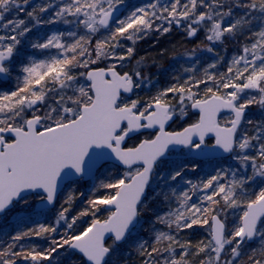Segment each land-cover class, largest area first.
Returning a JSON list of instances; mask_svg holds the SVG:
<instances>
[{"label": "snow or ice", "instance_id": "obj_1", "mask_svg": "<svg viewBox=\"0 0 264 264\" xmlns=\"http://www.w3.org/2000/svg\"><path fill=\"white\" fill-rule=\"evenodd\" d=\"M30 3L0 0V74L10 77L17 64L25 74L16 91L0 94V216L20 203L31 208L32 196L57 203L62 180L92 177L107 161H118L126 170L102 181L98 188L108 194L89 199L88 207L71 217L79 197L69 192L54 224L10 237L0 248V264H51L61 249L79 256V264H120L121 243L139 239L133 233L147 209L145 193L152 180L177 181L189 167L200 166L189 158L217 150L231 154L252 174L221 168L199 183L187 180L188 190L165 195L174 206L157 213L155 222L168 231L154 226V241L138 242L139 264H264V122L245 121L251 105L264 107V0H151L123 18L114 13L125 0H62L27 11ZM50 8L54 15L45 19ZM21 12L27 19L20 18ZM67 16L88 35L69 33L76 37L71 43L64 42L63 33L37 38L32 49H56L59 55L25 63L21 53L34 29ZM185 21L189 36L203 28L213 44L237 36L246 42L224 72L209 71L217 67L213 63L203 76L183 82L177 76L175 84L147 99L136 95L150 78L143 72V58L129 66L134 48L125 49L121 40L135 43ZM185 117L190 120L186 126L171 128L170 122ZM243 123L253 126L251 133ZM137 134L142 138L129 146ZM166 163L165 173L161 167ZM198 192L203 194L197 202L193 195ZM86 217L87 227H79ZM61 222L64 230L58 233ZM196 225L206 227L207 238L196 243L178 238ZM34 236L49 246L38 250L19 244ZM256 238L260 246L247 251Z\"/></svg>", "mask_w": 264, "mask_h": 264}, {"label": "trees", "instance_id": "obj_2", "mask_svg": "<svg viewBox=\"0 0 264 264\" xmlns=\"http://www.w3.org/2000/svg\"><path fill=\"white\" fill-rule=\"evenodd\" d=\"M45 3H49V4H61L62 0H31V3L29 6H26V10L30 11L32 6H36V5H40V4H45ZM145 5V1L144 0H131L130 3H128L127 5V9L129 11L133 10L135 7H141ZM13 16L15 14H12ZM54 15V9L50 8L49 11L47 13L43 14V17L45 19L51 18ZM20 18H24L27 19L26 15L24 12H21L19 14ZM65 19L67 21H69L68 23L64 22ZM174 24L171 27L172 31V35L170 36V38L166 39L165 42H172L171 44L174 46V51L173 53H179L180 54H187V53H191V50L193 49V44H195L196 40L195 39H191L186 35H180L179 32H174ZM82 29H84V26L82 24H78L76 19L74 17L71 16H67L64 19L61 20H57L54 23L51 24H42L40 26H38L37 28L34 29L33 34L29 37V40L27 41L23 52L21 53L22 58L24 59L25 63L27 62H31L32 60H34V58L36 59H41L42 57H47L48 54H46L47 52L44 51L42 53V57L39 58V56H36V54L34 53L36 50L32 49L30 47V44L35 41L37 38L43 40V38L45 36H50L52 34H59V33H63V40L67 39V43H71L76 37L70 36L69 33H75L76 36H81V35H88L85 34L82 31ZM188 37V38H187ZM155 41V37L153 38H149L148 42H144L142 44H139V49L137 51V53L135 55L137 56H143L145 55L144 58L148 59V64L149 66L151 65V62H153L156 59H153L155 57H158L159 55H155V53L151 52V49H149V47L151 46L152 42L151 41ZM95 41V39H93V42ZM151 42V43H150ZM164 42V41H162ZM245 37L243 36H237L236 39H231V38H227L225 39L223 42H219L220 46H224L226 47V51H227V55L228 58L230 59V56L241 50V46L245 43ZM147 49V50H144ZM147 53V55H146ZM172 53V54H173ZM171 54V55H172ZM170 55V56H171ZM169 56V57H170ZM202 60H205L208 58V56L206 54H201L200 55ZM44 59V58H43ZM150 59V60H149ZM158 59V58H157ZM42 60V59H41ZM153 60V61H151ZM39 61V60H36ZM181 60L177 61V66L176 67H170L168 69V72H163V71H159L157 69H154L156 67L153 68L152 66H148V74H149V78L151 76V73H157L156 75V82H154L153 86L155 87V89L158 90H162L163 88H166L168 85H170L171 83L175 84L177 81L174 79V77L179 76L180 81L183 82V78L184 77V65L180 64ZM163 64H160V66ZM204 68V67H203ZM200 69L204 72V69ZM201 72V71H200ZM159 73V74H158ZM24 73L22 72V65L20 64V67L18 68V73L15 74V72L12 73L9 83L16 81L15 84H13L15 87H19L22 86V80L24 77ZM19 77V79H17ZM153 79V78H152ZM169 82V84H168ZM172 84V85H173ZM5 87V86H4ZM0 86V94H3L5 92H11L12 90H10L11 88H4ZM154 89V90H155ZM156 94V93H155ZM155 94H147L144 95V97H141L143 99H147L150 96H153ZM254 108L258 107L257 109H259L258 105H253ZM253 124H257L260 122H264V109L259 111V114H256L255 118H252ZM252 125H247L246 123H243L242 129H247L249 131V133L252 132ZM131 146V145H130ZM202 164H200L201 168L200 171L197 172L196 174L192 175V177H188V173L185 172L183 178L181 181H184L186 179L187 180H192L195 183H199L200 180L202 179H206L209 175H213L215 174V172L219 171L221 168L224 169H228V170H232V171H238V175H241V165L239 164V161H237L236 159L229 157V158H225V159H221V160H217V161H211V162H201ZM203 164H207V167H203ZM168 166L170 167V165L168 164ZM168 167V169H169ZM167 169V171H168ZM108 171L109 173V177L108 178H103V175L100 174V171L97 174V181L96 184L92 187V189L90 191H87L86 194L84 196L80 197V191L84 188V186L86 185L87 182L85 181H75L73 183L70 184V186L68 188H66L59 196V200L56 204V206L51 210V211H46L43 213H38V214H32L29 217H24L18 221H13L12 219L9 220V216L10 214H12L18 207L21 206V203L17 205V207L15 209H13V211L7 215L1 216L0 217V248H3L6 246V243L11 242L10 241V237L15 235L17 232L19 231H23V230H27L28 228H33V227H37L39 224H54L55 223V219L57 217H55L59 210H60V204L63 203L64 199L66 198L67 194L69 192H75L76 195L79 197L78 199H76L75 203L73 204V207L69 213V216H73V215H77L80 211L84 210L85 208L88 207V198L90 197L91 194L98 196L101 195L103 192L107 191L106 189H102V188H98L99 184L102 181H108L111 179L116 178L117 176H122L120 175L122 171H124L123 169L119 168L118 166H113L112 164H108L105 167H103L102 172ZM166 171V172H167ZM101 172V173H102ZM191 176V175H190ZM231 177H229L230 179ZM186 181L182 184L184 185L186 183ZM176 182H172L171 180H169L166 183H164L163 181H161L156 188H153V186L151 185L150 190V196L146 199V201L148 202L150 199V203L147 205V209L145 210L143 216L140 219V225L138 226L136 232L133 233L134 237H138V241L133 242V241H129L127 243H123L119 246V250H118V254H117V259L120 261V264H123L124 261H127L128 264H139L140 261V257L138 256V254L136 253L135 249L138 246V242L140 241H149L152 242L154 241L155 238V232L153 231V227L155 226L156 229H160V230H164V231H168V229H166L163 225L160 224H156L155 222V216L157 213L159 214H163L165 212H167L171 207L174 206V204H169L168 201H166L164 199L165 195H171L173 189H175L176 192H180L183 189L181 187H176ZM186 189L188 190V188L190 187L187 183H186ZM188 187V188H187ZM258 185L257 184H253L252 188L255 189L257 188ZM72 189V191L67 192L68 190ZM67 192V193H66ZM97 193V194H96ZM203 193L198 192L196 195L193 196V200L198 202V196L202 195ZM93 197V196H91ZM36 198L35 196H32L29 198V201H35ZM105 215L107 213H104ZM90 220V217H86L83 218L81 221H78V225L79 227H87V222ZM64 230L63 225L61 227L58 228V233H62ZM179 239L181 240H191L193 243H196L202 239L207 238V229L205 227H201V226H193V228L191 229H187L183 232L179 233L178 236ZM20 245H23L25 249L28 248H32L35 247L38 250L40 249H45L49 246L48 240H46L45 238L42 237H31L28 238L24 241L19 242ZM258 244V238L255 239V241L251 244H247L248 247L250 246H260L257 245ZM19 247V245H18ZM177 251L179 252L180 250L177 249ZM57 262H59V264H79V256L77 255H73L72 252H65V250L61 249L59 252V255L56 257V259H54L51 264H57ZM17 264H30V262H26L23 260H18ZM45 264H48V262H45Z\"/></svg>", "mask_w": 264, "mask_h": 264}, {"label": "rangeland", "instance_id": "obj_3", "mask_svg": "<svg viewBox=\"0 0 264 264\" xmlns=\"http://www.w3.org/2000/svg\"><path fill=\"white\" fill-rule=\"evenodd\" d=\"M134 1V0H133ZM138 1H140V0H138ZM145 1V5L146 4H148V3H150L151 2V0H144ZM131 2V0H125V3L123 4V5H125V6H127L128 5V3H130ZM144 6V5H143ZM130 11L127 9L126 10V12L125 13H123V15H122V17L121 18H123L124 16H126L128 13H129ZM240 12H241V14H242V10H240ZM157 23L159 24V23H161L160 21H157ZM184 23H186V21L185 22H182V24L181 25H179V26H181L182 27V25L184 24ZM176 26H178V25H176ZM131 31V30H130ZM2 32H3V30L2 29H0V34H2ZM80 32H83V33H85V34H88L87 33V30L84 28V29H82V31H80ZM107 33H105V35H106ZM170 34V31L169 32H167V33H163V32H151L150 34H148L144 39H140V40H136L135 41V43H133L132 41H127V40H121V43L125 46V49H126V47H133L134 48V52H133V56L131 57V59H130V64H129V66L131 67V66H133V65H135V63H136V61L137 60H141V58H143V60H142V64L144 65V67H143V72H144V74L146 75V76H148L149 77V74H148V66H149V64H148V59H146V58H144L145 57V55H144V57L143 56H137V55H135L136 53H137V51H138V49H139V44H142V43H146V42H148L149 41V38H153V37H155V41L153 40V41H151L152 42V44H151V46L149 47V49H151V52L152 53H155V55H159L158 57H155V58H153V59H156V60H151V61H153V62H151V65L150 66H152L153 68L155 67V65H156V67L154 68V69H157V70H159V71H163V72H168V69L170 68V67H176L177 66V61H179V60H181V63L180 64H182V65H184V70H185V73H184V77H186V78H183L184 80L183 81H185V80H187L190 76H196V77H200V76H203V71L202 70H200V69H202L203 67V69H205V68H208L209 67V65H211V64H213V63H216L217 64V67L215 68V69H209V71H212V72H224V71H226V68H227V65L231 62V59L235 56V55H238V54H240V52H241V50L240 51H237V52H235V53H233L231 56H230V59H227V60H225L226 58H228V56L229 55H227V51H226V47H222V46H220V44H219V42H216V43H212V42H209V41H207L206 40V32H205V30L202 28L200 31H199V35L198 36H196L197 37V39H196V42H195V44H193L192 46H193V49L191 50V53H187V54H180L179 55V53H173V51H174V46L171 44L172 42H165V40L166 39H168V38H170V36H168ZM97 36H98V34H96V35H92L91 36V39L93 40V39H95L96 40V38H97ZM166 36V37H165ZM67 41V39H65L64 40V42H66ZM162 41H164V42H162ZM95 42V41H94ZM150 42V43H151ZM67 43V42H66ZM209 46H211V47H213V51H207L206 49H207V47H209ZM240 48H242V46L240 47ZM125 49H118V51H124ZM144 50H147V49H144ZM44 51H40V50H36L34 53L36 54V56H39V58L40 57H42L41 55H42V53H43ZM46 54H48V56L46 57H42L41 59L42 60H47V59H49L50 58V56H53V55H59V51L58 50H56V49H50V50H46ZM173 53V54H172ZM172 54V55H171ZM201 54H206L207 56H208V58L206 59V62H205V60H202V58H201ZM146 55H147V53H146ZM171 55V56H170ZM170 56V57H169ZM44 58V59H43ZM158 58V59H157ZM41 59H36V58H34V60H41ZM150 60V59H149ZM158 63L159 64H163V65H161V66H159L158 65ZM149 66V67H150ZM20 67V64H17L16 65V67H15V69H14V71L13 72H15V74H17L18 73V68ZM188 69H192L193 71H189ZM78 71H83V69H80V70H78ZM201 71V72H200ZM159 74V73H158ZM156 75H157V73H151V76H152V78L150 77V82H146L145 84H144V86L141 88V89H137L136 90V95H138V96H140V97H144V95H146V93L147 94H155V93H157V90L155 89V87L153 86V84H154V82H156L155 80H156ZM11 77V76H10ZM154 81V82H153ZM16 83V81H13V82H10L9 83V81L8 82H2V81H0V86L1 87H6V88H11L10 90H12V91H16L17 90V87H15L13 84H15ZM168 84H169V82H168ZM172 84L173 83H171L170 85H168L167 87H169V86H172ZM4 87V88H5ZM166 87V88H167ZM203 87H204V85H200V88H201V90L203 89ZM155 89V90H154ZM163 89H165V88H163ZM254 94V93H253ZM131 98H136V96L135 95H132V97ZM259 106V105H258ZM258 107H256V108H254V106L253 105H251L249 108H248V113H247V115H245V121H247V120H252V118H255V116H256V114H259V111L260 110H263L264 109V107H261V106H259V109H257ZM0 115H2V114H0ZM189 116L191 117V119H195L196 117L195 116H193L191 113H189ZM183 123V122H185L183 125H186L187 123H189L190 122V120H189V118L188 117H185L184 119H178L176 122H175V124H178V123ZM130 146V145H129ZM189 159H193V158H189ZM196 160V159H195ZM199 161V160H198ZM238 161V160H237ZM202 161H200V164H202L201 163ZM208 162H211V161H208ZM239 164H240V162H239ZM202 166V165H201ZM201 166H199L195 171H193L192 169H191V167H189L187 170H186V172L189 174L188 175V177L190 178V177H192V175H194V174H196L197 172H199L200 171V168H201ZM208 165L206 164H203V167H207ZM168 164L166 163V164H164V165H162V167H161V170L163 171V172H165L166 173V171H167V169H168ZM103 170V169H102ZM102 170H100V174H102L103 175V178H108L109 177V173H108V171H106L105 170V172H102ZM124 170V169H123ZM125 171V170H124ZM124 171H122L121 172V174L120 175H122L123 174V172ZM102 172V173H101ZM252 173H251V168H248L247 170H245L244 168H243V166H241V175H243V176H247V175H251ZM191 175V176H190ZM182 180V178H177V181H171V183L172 182H176V187H181L183 190H185L186 189V183L184 184V185H182L185 181H186V179L184 180V181H181ZM96 181H97V178H96V180H91L90 182H87L86 183V185L84 186V188L80 191V193H83V195H80V197L81 196H84L85 194H86V192L87 191H90L91 189H92V187L96 184ZM161 182V180L157 177V178H154L153 180H152V183H151V185L153 186V188H156L157 187V185L159 184ZM151 185H150V188H151ZM70 186V185H69ZM68 186V187H69ZM149 188V189H150ZM185 188V189H184ZM188 188V187H187ZM69 191H72V189H70V190H68L67 192H69ZM108 191L109 190H107V191H105V192H103L101 195H106V194H108ZM66 192V193H67ZM150 190L148 191V195H147V197L145 198V203L148 205L151 201H150V199H149V201L147 202L146 201V199L150 196ZM97 194V193H96ZM101 195H98V196H95V195H93V194H91V196H93V197H87L88 198V200L89 199H92V198H96V197H100ZM194 196V195H193ZM37 200H39V199H36L35 201H29V204L31 205V208H28L26 205H24L23 203H21V206L20 207H18L12 214H10V216H9V220H13V218L16 216V214L17 213H19L20 211H30V210H32V208L34 207V204L37 202ZM57 204V203H56ZM56 204H55V206H56ZM54 206V207H55ZM53 207V208H54ZM52 208V209H53ZM52 209H49V210H46V211H51ZM46 211H43V212H46ZM43 212H40V213H43ZM38 214V213H37ZM30 216V215H29ZM29 216H27V217H29ZM1 217V216H0ZM55 217H57V215L55 216ZM231 217H230V221H231ZM56 220V219H55ZM61 225H63V222H61ZM87 225V224H86ZM206 228V227H205ZM257 239V238H256ZM249 244V243H248ZM251 244V243H250ZM257 245H260V240H259V238H258V244ZM246 247V250L247 251H251L252 249H255V248H258L259 246H255V247H253V246H250V247H248V245H246L245 246Z\"/></svg>", "mask_w": 264, "mask_h": 264}, {"label": "water", "instance_id": "obj_4", "mask_svg": "<svg viewBox=\"0 0 264 264\" xmlns=\"http://www.w3.org/2000/svg\"><path fill=\"white\" fill-rule=\"evenodd\" d=\"M126 11V6L125 5H121L120 7H119V10L116 12V13H114V18H120L122 15H123V13ZM9 79V77H6V76H4L3 74H0V80L1 81H7ZM247 111H248V109L245 111V115H246V113H247ZM224 113H222V115H223ZM172 122H170V124H171ZM138 135V134H137ZM231 156V154H228V153H224L222 150H217V152L216 153H214V154H211V155H209V156H201V157H194V158H196V159H199V160H215V159H222V158H227V157H230ZM173 158H175V157H173ZM105 163H113V164H115V165H118V166H120V167H122V168H126V166H124V165H122V164H119V162L118 161H107V162H105ZM96 174H97V172H95V174H94V176H92V177H87V176H85V177H81V176H79V175H77V176H74V177H72V178H70V179H64V180H62L61 181V186H60V193L64 190V188H65V186L68 184V183H70V182H72V181H75V180H78V179H83L84 181H88V180H93V179H95V177H96ZM148 189H149V187H148ZM148 189L146 190V193H145V197H146V195H147V193H148ZM60 195V194H59ZM56 204V203H55ZM55 204H45L44 202H41L40 200L39 201H37L36 203H35V205H34V208L31 210V211H21V212H19L16 216H15V218L13 219V221H18V220H20V219H22V218H24V217H27V216H29V215H31V214H34V213H40V212H43V211H46V210H49V209H52L54 206H55ZM107 239V238H106ZM111 240L109 239L108 240V242H110ZM254 241V240H253ZM252 241V242H253ZM249 243H251V242H249ZM122 244V243H121Z\"/></svg>", "mask_w": 264, "mask_h": 264}, {"label": "flooded vegetation", "instance_id": "obj_5", "mask_svg": "<svg viewBox=\"0 0 264 264\" xmlns=\"http://www.w3.org/2000/svg\"><path fill=\"white\" fill-rule=\"evenodd\" d=\"M187 23V22H186ZM186 23H184V24H186ZM184 24L182 25V27L181 26H176L175 24H174V32L176 31V32H179V34L180 35H186V36H188L189 38H191V39H197V37L196 36H198L199 35V31L197 32V34L195 35V36H189L188 34H187V32H186V30H185V28H184ZM172 35V31H170V34L168 35V36H171ZM166 37V36H165ZM187 37V38H188ZM10 80V77H9V79L7 80V81H5V83L6 82H8ZM178 119H175L174 120V122H172L171 124H170V126H171V128L172 129H180L181 127H183V126H186V125H183L185 122H183V123H178V124H175V122L177 121ZM145 134H147V133H145ZM139 138H142V137H140V135L138 134V135H136V136H134L133 137V139L132 140H130V141H128V143H129V145H132V144H134V143H136V142H138V139ZM191 158H193V157H191ZM173 159H177V157H175V158H173ZM180 159H183L182 157L180 158ZM105 167V166H104ZM103 168H101L100 170H102ZM99 170V171H100ZM98 171V172H99ZM76 181H80V180H76ZM82 181V180H81ZM75 182V181H74ZM73 183V182H72Z\"/></svg>", "mask_w": 264, "mask_h": 264}, {"label": "bare ground", "instance_id": "obj_6", "mask_svg": "<svg viewBox=\"0 0 264 264\" xmlns=\"http://www.w3.org/2000/svg\"><path fill=\"white\" fill-rule=\"evenodd\" d=\"M158 65L160 66V64L158 63Z\"/></svg>", "mask_w": 264, "mask_h": 264}]
</instances>
